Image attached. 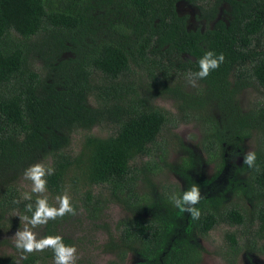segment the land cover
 I'll return each mask as SVG.
<instances>
[{
	"label": "trees",
	"instance_id": "16d2710c",
	"mask_svg": "<svg viewBox=\"0 0 264 264\" xmlns=\"http://www.w3.org/2000/svg\"><path fill=\"white\" fill-rule=\"evenodd\" d=\"M178 1L0 0V264L60 260L73 243L63 226L81 206L98 220L109 203L127 212L115 233L107 229L109 264L129 254L135 264H201V239L221 224L236 227L225 235L229 263L244 252L264 255V95L245 108L239 98L252 82L264 88V0H202L204 31L187 28ZM219 6L227 19L217 18ZM143 63L152 82L178 98L181 119L155 104V91L148 97L118 80ZM109 121L110 134L92 132ZM183 121L199 125L211 177L189 172L198 156L189 147L184 171L166 160L167 125ZM248 139L256 141L250 152ZM163 170L186 185L157 192ZM32 171L48 199L21 191L19 180ZM20 218L45 225L47 247L24 241L5 250L2 235Z\"/></svg>",
	"mask_w": 264,
	"mask_h": 264
},
{
	"label": "rangeland",
	"instance_id": "374dc122",
	"mask_svg": "<svg viewBox=\"0 0 264 264\" xmlns=\"http://www.w3.org/2000/svg\"><path fill=\"white\" fill-rule=\"evenodd\" d=\"M195 9L196 7H194V10ZM180 10H185V6L180 8ZM29 41L32 43L37 42L39 41V36H35L34 38L29 39ZM39 55L40 53L33 51L31 58L33 60L34 68L41 72L43 60ZM133 68L134 72H132ZM130 69L131 70L126 76L121 75L118 80H121L122 82L124 80H129L142 95H144L148 89L155 91L152 93L154 98L152 100L155 101V104L165 108V110H168L172 115H174V118L179 117L178 119H181L177 104L179 101L178 98L172 96L170 93H166L164 89L160 90L159 85L152 82V77L150 76V72L152 71L150 70V66H147L144 63L141 65L133 64L130 66ZM97 78H99L98 80L100 83L105 81V78L101 73L97 76ZM252 83L254 86L245 89L239 97L241 106L244 108L250 106L251 104L253 105L264 95V88L257 82ZM191 84L194 85L196 82L191 81ZM192 87L193 86L187 85V89ZM147 95L149 97L150 93L147 92ZM111 124V121H109L101 126L95 125L92 132L98 135H108L113 130ZM174 124L175 122H173V125H167L169 128L165 132L172 133L170 140L169 136L166 135L169 140V153L166 160L172 163L177 170L183 169L184 171V167L181 166L182 157L184 154L188 153L187 147H189V150H194L195 153L198 154L196 158V167L189 172L193 174L196 179L211 177L215 169L213 164H208L205 161L207 160V153L201 147V143H199L202 137L199 125L194 122L187 121H183L179 125ZM80 137V133L76 132L74 134V150H78L80 147ZM255 143V139H248L245 141V151L250 152L254 149ZM154 180L157 184V192L159 193L162 192L163 184L176 183L179 187L183 188V186L186 185L185 182H187V179H185L184 176L180 175L176 171L171 172L168 170H163ZM201 181L202 180H200V182ZM19 187L23 194L29 198L48 199L51 196L48 191L43 189V181L34 171H32L30 175H26L19 180ZM228 196L231 197L232 194L229 193ZM126 215L127 212L122 205L109 203L103 210L101 218L98 220H90L87 217L86 208L81 206L78 213L75 214L73 221L67 223L61 229L64 231L66 236H69L73 240V243L67 248L66 252L62 254L60 260H53L51 264H74L78 259H88L92 262V264H109L111 260L115 259V256L105 252L104 250V244L109 239L107 229H109V232L115 233L118 221ZM20 220L21 222L19 226L10 229L2 235V238L5 237L7 240L5 245L6 251L14 252V246L19 245L24 241H29L32 246H40L41 248L48 246V240L44 235L45 225L43 223L35 222L26 218H20ZM235 229L236 227L234 226L221 224L212 229L206 238L201 239V242L205 247L203 262L201 264H231L224 257L223 246L224 241L226 240V233ZM243 230L245 229H239L238 232L241 233ZM135 257H137V255L129 254L123 264H135L137 260ZM237 264H264V255L253 252H244L239 256Z\"/></svg>",
	"mask_w": 264,
	"mask_h": 264
},
{
	"label": "flooded vegetation",
	"instance_id": "af4514ba",
	"mask_svg": "<svg viewBox=\"0 0 264 264\" xmlns=\"http://www.w3.org/2000/svg\"><path fill=\"white\" fill-rule=\"evenodd\" d=\"M193 1H196L193 2ZM180 0L177 2V7L178 10L181 12L182 15H186V21H187V28L190 29H197L199 27H201V29L204 31L207 28V20L206 19H201L198 17L201 16V13L198 11V6H200L202 4V0ZM209 1V0H206ZM213 1V0H211ZM183 3V4H182ZM185 6V10H180L179 7H184ZM207 5V4H206ZM194 7H196V9L194 10ZM198 7V8H197ZM197 10V12H196ZM191 11V12H189ZM189 12V13H188ZM218 19H227V15L225 14V12L223 11V8L221 6H219V12H218ZM211 26L214 25V21L210 22Z\"/></svg>",
	"mask_w": 264,
	"mask_h": 264
}]
</instances>
